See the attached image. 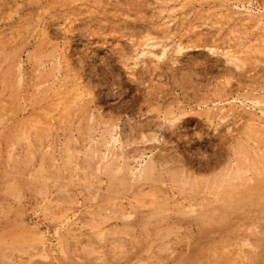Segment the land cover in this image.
Here are the masks:
<instances>
[{
  "label": "rangeland",
  "instance_id": "rangeland-1",
  "mask_svg": "<svg viewBox=\"0 0 264 264\" xmlns=\"http://www.w3.org/2000/svg\"><path fill=\"white\" fill-rule=\"evenodd\" d=\"M0 264H264V0H0Z\"/></svg>",
  "mask_w": 264,
  "mask_h": 264
},
{
  "label": "bare ground",
  "instance_id": "bare-ground-1",
  "mask_svg": "<svg viewBox=\"0 0 264 264\" xmlns=\"http://www.w3.org/2000/svg\"><path fill=\"white\" fill-rule=\"evenodd\" d=\"M129 172V171H128Z\"/></svg>",
  "mask_w": 264,
  "mask_h": 264
}]
</instances>
